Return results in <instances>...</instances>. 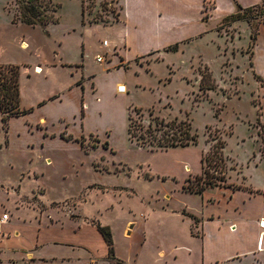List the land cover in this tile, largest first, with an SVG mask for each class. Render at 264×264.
I'll list each match as a JSON object with an SVG mask.
<instances>
[{
  "label": "rangeland",
  "instance_id": "rangeland-1",
  "mask_svg": "<svg viewBox=\"0 0 264 264\" xmlns=\"http://www.w3.org/2000/svg\"><path fill=\"white\" fill-rule=\"evenodd\" d=\"M122 1L52 0L58 22L43 28L20 22L15 0H0V64L63 58L87 67L51 69L61 82H71L72 75L79 81L84 73L88 77L114 65L115 81L128 88L123 98L104 95L102 76L95 104L81 98L82 122L27 126L7 97V88L16 89L18 68L0 65V220L6 213L10 223L29 226L36 222L40 211L34 208H40L42 200L49 209L44 220L83 209L92 223L110 229L115 251L133 262L202 264L204 223L220 217L205 216L214 210L211 206L228 200L230 191L257 194L249 182H264V79L254 65L258 57L264 74V53H255L257 38L250 47L252 34L259 35L264 24V16L258 14H264V2L248 12L243 9V20L215 18L213 24L205 23L203 36L174 43L177 50L168 44L126 65L114 48L119 34L108 25L119 20L117 2L121 6ZM104 41L110 45L104 46ZM98 56L105 60L98 62ZM205 73L212 75V89H201ZM45 75L28 80L23 72L25 107L37 103V94L55 91ZM209 83L206 79L204 85ZM173 121L189 124L197 143L159 147L157 140ZM38 131L48 138L42 141ZM243 244L237 241L233 251L247 250ZM161 249L165 258L157 257Z\"/></svg>",
  "mask_w": 264,
  "mask_h": 264
},
{
  "label": "crops",
  "instance_id": "crops-1",
  "mask_svg": "<svg viewBox=\"0 0 264 264\" xmlns=\"http://www.w3.org/2000/svg\"><path fill=\"white\" fill-rule=\"evenodd\" d=\"M263 1L123 0L121 6L117 2L119 20L108 25L119 34L116 35L119 38V45L116 44L117 46L114 47L116 55L120 58V63L128 65L130 62L136 63L138 59L143 60L155 52H160L165 45L187 43L203 36L201 33L205 32L206 22L213 24L215 18L223 20L235 14L238 6L250 9L259 6ZM114 27L117 30H114ZM257 36L255 53L258 56L264 53V24ZM26 44L28 46V43ZM120 46L124 52L120 51ZM257 59L258 57L254 62L255 69L264 79V74L258 69ZM0 65L18 68L19 109L28 112L21 116L26 120L27 126L28 122L32 124L44 122L49 126L51 123L63 125L77 120L82 122L85 113L83 115L81 98L88 97L95 104L93 99L99 92L98 83L102 76H106V82L103 87L105 90L101 88L100 93L112 94L115 98L124 97V94L117 92V86L123 83L115 81L112 71L115 70L114 65L105 67L98 73L93 72L88 77H85L84 73L79 81L75 75H72L71 82H61L55 72L51 71L58 67L65 69L76 66L64 61L63 58L43 63ZM81 67L87 71L85 65ZM81 67L77 69L82 71L79 69ZM38 69L41 73H38ZM23 72L28 80L45 73L44 79L51 78L55 91L45 92L42 96L37 94V105L25 107L23 97L26 94V99H28V94L24 92L22 86ZM34 90L37 93V89L34 88ZM262 90L264 113V89ZM34 95V93L31 94L32 97ZM17 120L19 118L11 121V127L16 125ZM68 127L67 124L63 129ZM37 134L40 135L42 141L48 138L44 131H38ZM253 167L260 166L248 167L246 165V169ZM261 173L264 176V166H262ZM262 184L249 182L250 187L259 190L257 194L243 189L230 191L231 196L228 200L219 202L217 206H211L214 210L211 213L207 212L205 216L218 215L220 217L219 221L207 220L204 223L205 234L201 235L203 243L202 250H200L202 264H238L246 258H250L248 264H264V182ZM39 205L40 208L38 205L34 208V210L39 209V216L35 217L36 222L29 226L10 223V217L8 221L0 222L1 232L5 231L0 232V264H139L137 261H131L130 258L122 257L115 251L114 243V254L112 255L110 245L99 230L100 226H106H102L99 222L92 223L83 214V209L82 213L74 211L73 214L65 215L62 219L48 216L47 220H44L43 216L49 209L45 207L47 204H44L42 200ZM220 220H223L224 224ZM209 227L212 228V232L207 230ZM239 240H242L247 249L242 253L233 251V247ZM211 249L215 250L216 254ZM157 257L165 258L166 251L159 250Z\"/></svg>",
  "mask_w": 264,
  "mask_h": 264
},
{
  "label": "trees",
  "instance_id": "trees-1",
  "mask_svg": "<svg viewBox=\"0 0 264 264\" xmlns=\"http://www.w3.org/2000/svg\"><path fill=\"white\" fill-rule=\"evenodd\" d=\"M18 5H20V22L22 24L28 25V26H41L43 28H46L48 24H55L58 22V19L54 15V5L52 4V0H15ZM264 2V1H263ZM52 7V8H51ZM51 8V9H50ZM243 10L242 7L238 6L237 11L235 14L227 17L226 19H229L232 22H236L239 20H243L246 18L245 14H241V11ZM250 11V9H246L245 12ZM261 16H264L263 12L258 13ZM13 23L17 24V19H14ZM257 38L256 33L252 34V42L251 46L254 45V42ZM170 50H177L178 46H173L169 48ZM206 79L210 81L209 85H204ZM18 82H19V72L16 71V89L14 92H10L11 88H7V97L9 98V104L12 102L13 108H19V90H18ZM201 89H212L214 87L213 78L210 73H205L202 76L201 81ZM21 115H25L28 112L27 111H21L19 110ZM166 127L169 129L164 132L162 137L157 140L158 146L162 148H175V147H188L191 145H195L197 143V136L192 134L191 127L189 124L185 122H176L173 121L171 123H167ZM106 145H108L106 143ZM220 156L217 158H221L220 154H216V156ZM187 190H191L195 193H202L203 188H197L193 189L192 186H185ZM100 232L105 237L106 241L111 247V254H114L113 250V240H112V234L109 228L107 227H99Z\"/></svg>",
  "mask_w": 264,
  "mask_h": 264
},
{
  "label": "built area",
  "instance_id": "built-area-1",
  "mask_svg": "<svg viewBox=\"0 0 264 264\" xmlns=\"http://www.w3.org/2000/svg\"><path fill=\"white\" fill-rule=\"evenodd\" d=\"M103 45H104V46H109L110 44H109L108 41H104ZM104 60H105V57H103V56H98V57H97V61H98V62H103ZM117 92H118L119 94H126V92H127V87H126V85H125V84L119 85V87H118V91H117ZM8 220H9V216H8L6 213H4V215L2 216L0 222H6V221H8Z\"/></svg>",
  "mask_w": 264,
  "mask_h": 264
},
{
  "label": "bare ground",
  "instance_id": "bare-ground-1",
  "mask_svg": "<svg viewBox=\"0 0 264 264\" xmlns=\"http://www.w3.org/2000/svg\"><path fill=\"white\" fill-rule=\"evenodd\" d=\"M24 48H26V46H24ZM38 73H41V70L40 69H38ZM119 87V86H118ZM117 91H118V88H117Z\"/></svg>",
  "mask_w": 264,
  "mask_h": 264
}]
</instances>
